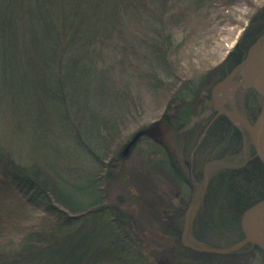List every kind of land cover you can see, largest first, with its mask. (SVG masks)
Returning <instances> with one entry per match:
<instances>
[{"label": "trees", "instance_id": "16d2710c", "mask_svg": "<svg viewBox=\"0 0 264 264\" xmlns=\"http://www.w3.org/2000/svg\"><path fill=\"white\" fill-rule=\"evenodd\" d=\"M197 3L0 0V128L16 135L18 147L0 137V264H151L139 238L145 231L140 212L167 222L181 209L143 192L152 160L131 169L120 153L131 137L122 114L136 107L124 76H144L146 85L161 90V100L168 99L163 117L176 149L142 138L162 151L157 170L176 198L187 191L189 238L201 210L213 233L216 218L238 225L241 214L264 199V163L250 139L243 147L246 130L213 106L204 121L188 126L193 103L210 98L214 82L241 64L254 43L264 42V4L213 71L184 79L170 28ZM159 68L172 81L159 78ZM235 97L237 112L253 123L263 95L239 87ZM197 124L192 149L208 140L200 168L181 155ZM169 233L194 256L215 260L216 254L187 246L185 232Z\"/></svg>", "mask_w": 264, "mask_h": 264}, {"label": "rangeland", "instance_id": "374dc122", "mask_svg": "<svg viewBox=\"0 0 264 264\" xmlns=\"http://www.w3.org/2000/svg\"><path fill=\"white\" fill-rule=\"evenodd\" d=\"M262 4H264V0H198L197 6L195 8H192L193 5L190 6L191 10L186 11L188 13L184 14L183 19H176V24L171 26L170 33L172 35V42L174 45H178V49L175 51V63L178 72L184 73L183 78H194L207 69L213 71V68L220 64L227 52L238 40L239 35L249 23L255 8ZM258 43L259 44H256L252 51H255L259 45H264L263 41H258ZM252 51H250L248 55H251ZM172 62L173 61H170L171 65ZM247 65L240 67L233 74V77L230 78L231 80L229 79L230 82L235 80L234 83H238L239 86L224 87L225 89H223V91L220 90L217 93L215 91L217 88L215 87L222 81H215L212 86L211 97H205L203 98L204 100L198 101V103L195 104L193 103L189 111L191 118L188 126L198 119L201 120V122L204 121L205 116L209 115L211 112L209 107L213 106L217 109V104L222 106L229 105L232 108L234 107L235 112H237L235 100L237 89L239 87H244L242 84H247L246 77L253 74V70L247 68ZM142 67L143 69L148 68L147 64H144V62ZM157 75L159 78L163 79L164 82L172 81L169 71L166 72L162 68H159ZM234 77H236V79H234ZM123 79L130 81L129 87L136 100V107L131 112L132 114H128V112H125L126 110L122 114L124 115L125 123L123 128L126 135H132L141 127L151 126V128L158 129V131L165 133L167 136L161 137V135H156L152 138V143L162 144L165 150H175L178 144L177 139L163 117L166 107L165 104L168 99L165 98L161 100L158 96L161 90L157 87L154 88L146 85L148 81L144 76L142 78L137 77V75L135 78L134 76H124ZM262 107H264V100ZM1 127L3 129V125H1ZM198 127L197 124L193 131L189 133L188 138L185 139L184 144L186 145L183 148L187 147V149L181 150V155L184 159L189 160L195 168L202 167L204 160L207 158L203 157L206 150L204 147L207 146V139H204L196 150H194V148L192 149ZM2 129L0 128V137L2 140L10 144L17 151L16 135L12 133L10 137L8 134L9 131L5 130L3 132ZM132 144H130V146ZM249 144L250 142L248 139L243 140V147L245 149ZM133 145L131 149L127 146H122L120 149V153L126 156L128 165L131 169H140V165L143 164V162L147 164L150 160L153 161L149 163V167H151L150 175L146 174L145 186L142 184L144 178H141V187L143 188V192H146L148 200L151 198V200L154 201L157 197H162L164 202L179 206L181 209V213L178 215L173 213L171 216L172 213H170L169 221L167 222L159 221L156 218L154 219L153 216L150 217L151 214H148L145 209L144 211L147 213L144 211L140 212L139 222L145 231L143 233L144 235H141L139 238L140 241L143 242L144 253L149 257L151 264H264V254L257 249L247 250L244 248L241 249L244 251L239 250L235 252L236 254L233 253L232 255L218 254L214 256L215 260H213V258H207L205 255L194 256L184 245L179 246L177 238L173 234L171 235L169 231L174 233V230L177 231L178 229L180 233L185 232L186 235H184L183 242L187 246H195L196 243H200L205 246L228 247L240 240L243 235L239 224L237 225L236 222L233 224V222L231 223L227 220L220 221L218 218L215 220L213 233L209 232L205 227L209 223L206 219V215L202 214L204 211L201 210L196 221V226L191 230V236L189 238L188 230L191 226L190 213L192 207L189 206V204L183 206V201L187 199V194H185L187 191L180 193V195H182L181 200L176 198L173 194V189L177 192L175 187L170 183V180L164 174L163 170H157L159 165H157V163L161 160L160 158L163 153L162 151L155 152L154 149L150 147L147 138L136 139ZM183 166L184 171L188 170L189 164H184ZM188 208L189 213L187 216L186 210ZM176 218L177 220L175 221L174 219ZM187 218L190 220L187 228H185L184 224ZM182 226H184V232H182V228H180ZM232 226H235V228ZM209 228L211 227L209 226ZM165 230L168 231L166 232ZM262 236L263 234L261 238Z\"/></svg>", "mask_w": 264, "mask_h": 264}, {"label": "bare ground", "instance_id": "6f19581e", "mask_svg": "<svg viewBox=\"0 0 264 264\" xmlns=\"http://www.w3.org/2000/svg\"><path fill=\"white\" fill-rule=\"evenodd\" d=\"M247 68H250L251 70H253V74H251V75L246 77V83L247 84H252V83H254L255 76L257 74H259L264 69V45H261V46L259 45L255 51L251 52ZM221 86L222 85H219L215 91L216 92L220 91L221 89L219 87H221ZM258 87L260 89L264 90V78L262 79V81L260 82ZM216 106H217V109H215V110L218 113H221L220 111H223V112H234L233 110L227 109L226 106H221V105H218V104ZM260 112L261 113H260V115L257 116L256 121H254L253 123H251L249 121L251 124H255L256 128H261V127L264 126V107H262V110ZM235 113H237V112H235ZM222 114H225V113H222ZM231 118L237 123V125L241 126L244 130L247 131V133L244 134V139H248V140L250 139L251 140L249 131L238 120L234 119L233 117H231ZM243 118H245V117H243ZM153 129H155V128H151V126H150V127H141L140 129L136 130L131 135V137H130L129 141L127 142V144L125 145V147L126 146L130 147V144H132V143L134 144L136 139H141L142 137L153 138L155 136V134L153 133ZM137 133H140V134L136 137ZM160 135L161 136L165 135V137H167L165 133H160ZM134 137H136V138L133 140ZM261 145H262L261 146L262 153L264 155V139L262 140ZM261 201H264V199H261L258 202H261ZM255 204H253V205H255ZM253 205H251L250 207H252ZM250 207H248V208H250ZM187 210H186V215L188 216L189 208ZM243 213L241 214V217L239 219V225H240V228H241L243 236H242V238L240 240H238L237 242L233 243L232 245H230L228 247H231L234 244H236V243H238V242H240L241 240L244 239V233H243L242 226H241V218L243 216ZM189 220H188V218L185 220V224H184L185 228H187ZM245 229H246V231L249 233V235L253 239H262L263 238V236H264V205H258L253 210L250 211V213L248 214V216L246 218V221H245ZM262 234H263V236L261 238ZM189 246L193 248L194 245H189ZM194 247H196V250H198V251L205 252V253H210V254H212L213 252H208V251H205L203 249H206V248H228V247H212V246H204V245H195ZM244 248H246L247 250L257 249L261 253L264 254V250L263 249H261L259 246L254 245V244H252L250 242H247V243L243 244L242 246H240V247H238V248H236V249H234L232 251H229V252H226V253H214V254H216V255H218V254L219 255H223V254L232 255L233 254L232 252L235 253V252H237V251H239L241 249H244ZM241 251H244V250H241Z\"/></svg>", "mask_w": 264, "mask_h": 264}, {"label": "water", "instance_id": "95a60500", "mask_svg": "<svg viewBox=\"0 0 264 264\" xmlns=\"http://www.w3.org/2000/svg\"><path fill=\"white\" fill-rule=\"evenodd\" d=\"M248 63H249V56H247L246 59L240 65L235 67L234 70L230 73V75L228 77H231L232 74L235 73L240 67L246 66ZM263 78H264V69L259 74H257L255 76L254 83H252V84H245L244 83L242 85L243 86H252L257 92L264 95V90H262L258 87ZM220 112L225 113L226 115L233 117L234 119L238 120L249 131L251 141H252V144H253L254 149L256 151L257 157L264 163V155H263L262 149H261V146H262L261 142L264 139V126L261 128H256L255 124H251L249 121H247L245 118H243L241 115H239L235 112H223V111H220ZM153 133L156 136V135H160L161 132L158 131L157 129H153ZM139 134L140 133H137L136 137ZM163 136H165V135H163ZM136 137H134L133 140ZM258 205H264V201L256 203L252 207L246 209L243 213V216L241 218V226H242V230L244 233V239L243 240H241L240 242H238V243H236L233 246L228 247V248H206L203 250L208 251V252H213V253H226V252L232 251V250L242 246L243 244H245L247 242H250L254 245H257L261 249L264 250V236L262 239H253L245 229V221H246L248 214L250 213L251 210H253ZM193 248L196 249V247H194V246H193Z\"/></svg>", "mask_w": 264, "mask_h": 264}, {"label": "flooded vegetation", "instance_id": "af4514ba", "mask_svg": "<svg viewBox=\"0 0 264 264\" xmlns=\"http://www.w3.org/2000/svg\"><path fill=\"white\" fill-rule=\"evenodd\" d=\"M233 70H234V69H233ZM233 70H232V71H233ZM232 71H231V72H232ZM234 79H236V77H234ZM234 81H235V80H234ZM234 81H233V82H234ZM224 106H226V105H224ZM231 108H232V107H231ZM231 110H233V111L235 112L234 107H233ZM236 111H237V108H236ZM237 113H238V112H237ZM238 114H239V113H238ZM240 115H241V114H240ZM247 120H248V119H247ZM248 121H249V120H248Z\"/></svg>", "mask_w": 264, "mask_h": 264}]
</instances>
